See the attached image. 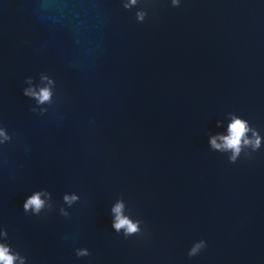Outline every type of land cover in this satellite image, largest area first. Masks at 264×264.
Masks as SVG:
<instances>
[{
	"label": "water",
	"instance_id": "obj_1",
	"mask_svg": "<svg viewBox=\"0 0 264 264\" xmlns=\"http://www.w3.org/2000/svg\"><path fill=\"white\" fill-rule=\"evenodd\" d=\"M124 5L0 0L8 242L26 264H264V143L232 162L207 142L228 112L264 135V0ZM41 74L54 83L38 104L22 90ZM41 188L51 207L24 212ZM117 198L141 232L112 229Z\"/></svg>",
	"mask_w": 264,
	"mask_h": 264
},
{
	"label": "clouds",
	"instance_id": "obj_2",
	"mask_svg": "<svg viewBox=\"0 0 264 264\" xmlns=\"http://www.w3.org/2000/svg\"><path fill=\"white\" fill-rule=\"evenodd\" d=\"M137 3V0H125V7H129ZM181 0H171L173 6H177ZM146 13L143 10L137 11V19L143 20ZM28 86L23 88V93L27 96L34 97L38 104L48 102L52 97V84L54 81L46 74H41V80L46 83L33 85L31 77H28ZM227 122L222 131H217L208 136V145L211 149L228 153L227 159L235 162L243 152L248 155L250 151L254 152L264 143V135L243 116L236 112H228ZM219 126L222 121H216ZM9 138L8 133L3 127H0V143ZM63 201L71 205L73 201L79 199L76 193L62 194ZM51 207V194L46 189H34L28 193L22 201V209L24 212H30L39 215L45 208ZM125 203L123 199L117 198L111 205V227L117 233L123 230V236L127 238L133 233L141 232V220L131 217L125 212ZM60 212L67 215L63 206ZM7 230L0 226V264H26L27 257L22 255L20 251L15 249L8 242ZM206 246V241L201 238L194 240L188 248V256H194ZM76 256H87L88 249L78 247L75 249Z\"/></svg>",
	"mask_w": 264,
	"mask_h": 264
}]
</instances>
